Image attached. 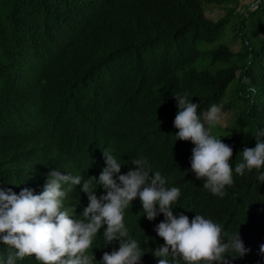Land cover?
Returning a JSON list of instances; mask_svg holds the SVG:
<instances>
[{"label":"trees","instance_id":"1","mask_svg":"<svg viewBox=\"0 0 264 264\" xmlns=\"http://www.w3.org/2000/svg\"><path fill=\"white\" fill-rule=\"evenodd\" d=\"M255 1L250 8L238 0H0V188L38 193L51 168L98 177L104 149L121 158L122 173L143 157L180 188L174 215H204L222 225L225 239L238 232L248 251L228 264H264L258 171L234 174L223 196L210 193L189 170L194 145L175 140L173 127L180 93L199 102L202 119L212 104L230 113L229 125L211 129L232 146L233 167L255 146L264 127V0ZM207 8L223 15L211 20ZM87 203L79 185L69 188L71 216L82 218ZM140 207L133 200L124 223L143 248L139 264H156L152 252L163 239L154 226L163 215L148 221ZM102 231L93 238L97 261L118 247ZM8 252L0 244V258ZM16 264L41 262L29 255Z\"/></svg>","mask_w":264,"mask_h":264},{"label":"clouds","instance_id":"2","mask_svg":"<svg viewBox=\"0 0 264 264\" xmlns=\"http://www.w3.org/2000/svg\"><path fill=\"white\" fill-rule=\"evenodd\" d=\"M173 96L177 107L173 120V127L178 129L175 140L194 145L189 170L196 179H203L204 189L223 196L225 187L234 183V174L244 175L253 169L258 171L259 181H264V127L255 132V146L245 147L240 152L241 161L233 167L232 146L222 142L211 129L219 120L220 106L210 105L202 119L197 111L199 102L180 93ZM102 154L104 166L98 177L85 179L82 174L51 168L38 193L27 187L19 193L0 188V244L9 248L0 264H16L17 259L29 255L41 264H92L97 261L92 252L93 238L101 229L106 244L115 241L118 247L104 252L98 264H139L143 248L129 235L124 223V210L137 198L148 221L163 215V220L154 226L156 235L163 239V244L152 252L158 258L156 264H172L169 257H178L185 264H228V256L239 257L248 251L238 232L225 239L222 225L204 215L195 213L191 220L183 213L174 215L181 190L169 187L166 177L152 171L146 158H131L134 167L122 173L121 158L107 149ZM77 185L88 201L80 219L64 207L69 188ZM97 188L103 190L99 195ZM260 251L264 253V244Z\"/></svg>","mask_w":264,"mask_h":264},{"label":"rangeland","instance_id":"3","mask_svg":"<svg viewBox=\"0 0 264 264\" xmlns=\"http://www.w3.org/2000/svg\"><path fill=\"white\" fill-rule=\"evenodd\" d=\"M240 5L242 7H250V8H253L256 4V1L255 0H238ZM206 15L209 19L211 20H215L217 18H219L221 15H223V11L219 8H207V12H206ZM229 40V37L226 39V41ZM232 51H235L237 50V46H232L231 47ZM230 121H231V118H230V113H224V114H219V120H218V124L220 126H226V125H229L230 124Z\"/></svg>","mask_w":264,"mask_h":264}]
</instances>
